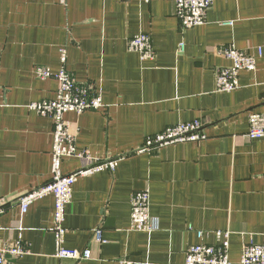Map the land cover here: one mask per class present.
<instances>
[{"label":"crops","instance_id":"0c3cea01","mask_svg":"<svg viewBox=\"0 0 264 264\" xmlns=\"http://www.w3.org/2000/svg\"><path fill=\"white\" fill-rule=\"evenodd\" d=\"M227 21L232 26L220 24ZM140 33L150 38L153 61L127 49ZM228 46L254 56L256 70L240 72L235 91L217 93L216 69L232 65L221 55ZM60 50L69 75L104 105L65 115L77 151L119 159L112 172L73 187L64 246L89 249L82 262L54 258L53 198L23 216L18 208L51 177L52 123L27 106L55 99L57 82L36 79L34 69L58 72ZM0 86V247L29 249L7 256L12 264H184L189 247L216 245V231L231 233L229 259L239 264L245 243L263 242L264 138L245 136L249 115L264 113V0H215L206 23L185 31L166 0H0ZM194 121L205 140L138 152L147 137ZM81 167L68 158L61 170ZM143 190L157 227L151 233L129 231V198ZM98 227L102 245L93 241Z\"/></svg>","mask_w":264,"mask_h":264},{"label":"built area","instance_id":"2783aa9c","mask_svg":"<svg viewBox=\"0 0 264 264\" xmlns=\"http://www.w3.org/2000/svg\"><path fill=\"white\" fill-rule=\"evenodd\" d=\"M68 0H58L65 4ZM174 7V16L179 21L181 31L203 26L206 23V14L211 9L215 0H166ZM224 26H232V22L220 23ZM127 49L137 53L143 61H153L154 52L148 35L138 34L127 41ZM182 43L178 51L183 52ZM223 58L231 61L232 65L220 67L215 71V91L217 93H230L238 88V75L240 72H254L256 70L255 57L237 50L234 46L221 49ZM261 55V51H258ZM66 62L65 50H60L61 68L53 73L47 67H36L34 76L39 80L54 79L57 82L55 99L49 101L32 102L27 108L38 116L47 118L52 123L51 144V177L41 187L22 196L18 200V208L23 216L29 206L45 197H51L54 201L53 224L51 232L55 243L54 258L57 260H72L77 262L91 259L89 249L82 251L67 249L64 246L66 229L64 228L65 210L71 204L73 187L76 181L85 176L93 175L101 171L112 172L119 159L100 161L93 158L88 151H77L75 136L71 133L65 115L68 113L82 114L86 111H99L104 108L102 99L98 94L92 93L87 87L79 85L69 75L64 65ZM2 87L0 86V92ZM202 125L198 121L180 123L166 128L161 133L147 137L144 145L138 152H151L161 147L192 142L198 143L206 139L201 132ZM249 140L264 138V113H252L248 117V131L245 136ZM75 158L82 163V167L72 174L62 173L61 165L65 159ZM130 228L129 231L137 233H151L157 229L150 216V194L143 190L132 193L129 198ZM0 201V215L3 213ZM216 245L200 243L189 247L185 252L184 264H232L229 259V231H216L213 233ZM207 234L199 231L197 237L200 241ZM93 241L102 245V229L93 230ZM29 253L27 246L16 242L12 246L0 247V264H12L7 256L14 259L22 258ZM118 264H134L126 258L118 261ZM239 264H264V237L259 245L245 243L241 250Z\"/></svg>","mask_w":264,"mask_h":264}]
</instances>
